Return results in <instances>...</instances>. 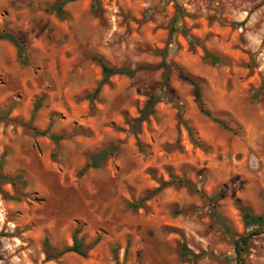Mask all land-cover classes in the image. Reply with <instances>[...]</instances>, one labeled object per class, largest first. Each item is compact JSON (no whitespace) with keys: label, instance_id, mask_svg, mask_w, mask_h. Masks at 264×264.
<instances>
[{"label":"rangeland","instance_id":"374dc122","mask_svg":"<svg viewBox=\"0 0 264 264\" xmlns=\"http://www.w3.org/2000/svg\"><path fill=\"white\" fill-rule=\"evenodd\" d=\"M53 1L0 0V31L25 51L19 59L0 39V171L24 180L0 185V264H234L197 190L216 196L235 235L246 232L241 207L264 215V0H97L96 12L75 0L64 17ZM94 57L169 70L166 79L159 68L101 83ZM152 93L159 100L145 118ZM100 151L99 166L84 169ZM78 228L85 245L100 236L86 257L46 260L44 237L68 247ZM245 264H264V234Z\"/></svg>","mask_w":264,"mask_h":264},{"label":"trees","instance_id":"16d2710c","mask_svg":"<svg viewBox=\"0 0 264 264\" xmlns=\"http://www.w3.org/2000/svg\"><path fill=\"white\" fill-rule=\"evenodd\" d=\"M73 1H75V0H54L52 5H51V10L54 11L58 17H64L65 12L63 10V6L65 4H67L69 2H73ZM91 10L93 12H96L98 10L97 0H91ZM179 12H181V10H179ZM0 39H5L15 46V48L18 51L19 59H23L25 57L24 47L17 40V38L14 36V34H12L11 32H8V31H4V30L0 31ZM205 57L207 59H209L211 63L215 64V63L220 62V58L218 56L211 54V53H206ZM94 59L97 61V63L101 67L102 76H103L101 83L106 81L107 78L113 74L119 73V74L131 75V74H134L135 72H137L139 70L159 69V68L163 69L164 79H166L165 75H166L167 71L169 70V64H167L165 62H161V63L154 65V66L140 65V66H136L135 68H129V67H111V66H108L99 57H94ZM180 72L184 78L189 80L195 86L196 96L198 99V104H199L201 112L206 116H211L210 111H208L204 107L203 101L201 99V87H200L199 82H197L195 80V78L192 77L191 75L185 73V71L183 69H181ZM101 83L95 88V90L93 91L92 94L86 95L87 99H92L93 97H95L97 95V93L100 89ZM158 100H159V98L155 95V93H152L150 96V99L148 100V102L144 108V110L142 111L143 117L146 118L147 114L152 113L153 105ZM39 106H40V103H39V99H38V101L35 104L34 111L37 110L39 108ZM215 121L224 129H230L224 121H222L220 119H215ZM32 130H33L35 135H45L46 134V131H36L34 129H32ZM187 130H188V133L190 134V136H192L191 129L187 128ZM194 142L197 144L196 141H194ZM105 153H106L105 151H100V152L96 153V155L91 156L90 159L87 161L86 165L84 166V169L88 168V167H92V168L98 167L99 163L101 162ZM3 160H4V157L3 156L0 157V166L3 163ZM4 182H11L12 184H16L17 182L24 183V180L22 179L20 174L8 176L6 174H3L0 171V185ZM178 183L184 184V185L188 186L189 188H192L191 183H189L188 181L178 180ZM159 188L160 187H158V189ZM197 191L200 192L201 196L208 201V204L211 206L212 217L217 220V222L219 223L221 228L224 230V232L230 238L232 245H233L234 264H245V256H246V252L248 251L249 244H250L251 240L253 238H255L256 236H260V235L264 234V215H255L251 212V210L249 208L241 207L240 211L242 214L243 224H244V227L246 228V232H244L242 235H235L229 230V228L226 226L225 222L222 220V218L220 217L219 213L216 210V205L212 201L213 199H215L216 196L211 197V198H207L200 190H197ZM149 196H150V194L140 198L138 203H131L130 206L133 209L138 208L142 204V202L146 198H148ZM79 231H80L79 228L76 229V231L72 237V244L70 246L64 247V248H57V247L51 245L48 238L44 237L43 247H44L46 260H52L55 258H59L63 254L68 253V252H73L75 254H78L79 256L86 257L88 250H90L94 245H96L100 241V236H96L92 240V242L85 245L83 240L81 238L77 237V234L79 233ZM182 250H183V253H182L183 255L189 256L194 260L198 259L202 255L201 253L194 254L191 251L186 250L185 248H183Z\"/></svg>","mask_w":264,"mask_h":264}]
</instances>
